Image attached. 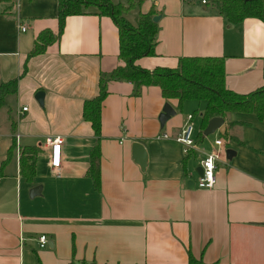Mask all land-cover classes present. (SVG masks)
<instances>
[{"label": "crops", "instance_id": "0c3cea01", "mask_svg": "<svg viewBox=\"0 0 264 264\" xmlns=\"http://www.w3.org/2000/svg\"><path fill=\"white\" fill-rule=\"evenodd\" d=\"M137 3L139 12L161 16L155 54L137 65L177 68L182 57H223L228 89L264 86L263 20L231 24L212 0ZM58 15L59 0L0 1V90L18 79L0 107V264H197L190 255L205 264H264V121L255 113L229 114L232 138L220 132L235 154H223L215 185L200 188L201 160L222 150L219 138L204 143L206 102L201 109L189 100L179 106L158 85L137 93L135 83L113 79L122 64L119 29L96 10L68 16L60 39L29 56L42 31L57 33ZM102 79L108 95L97 187L88 174L96 135L83 108ZM166 103L176 114L163 125ZM190 114L196 148L185 154L176 140L157 139L179 134ZM57 136L64 139L58 172L50 145ZM135 141L148 153L144 170L133 156ZM27 148L38 150L32 180L21 173ZM35 187L41 189L33 193Z\"/></svg>", "mask_w": 264, "mask_h": 264}, {"label": "trees", "instance_id": "16d2710c", "mask_svg": "<svg viewBox=\"0 0 264 264\" xmlns=\"http://www.w3.org/2000/svg\"><path fill=\"white\" fill-rule=\"evenodd\" d=\"M14 2L15 0H0ZM220 13L229 23H240L246 18L254 17L264 21V0H213ZM134 1L128 0V5L114 3L113 0H59L58 31H42L36 38L29 56H35L47 51L48 47L60 39L66 19L71 15L86 13L90 6H98L100 14L113 18L119 29V58L122 64L111 73L113 79L128 80L136 84L137 93L143 86L158 85L165 98H177L179 106L187 100L206 102L202 129L205 130L211 118L221 116L227 121L223 135L230 139V129L235 124L229 120V114L235 112L255 113L264 121V86L249 93H237L227 88L223 57H182L177 68L156 67L153 70L136 64L139 58L155 54V44L158 34V23L154 21L156 13L151 9L147 13L140 12L136 24L125 19L123 12L135 7ZM131 4V5H130ZM137 5V3H136ZM18 79L3 83L0 90V107L5 104V97L15 93ZM108 95L107 82L102 79L99 94L86 100L83 108L85 120L92 123L96 135V143L90 154L88 174L97 187L100 185V139L102 136V108ZM202 138V132L199 135ZM38 150L27 148L21 155V173L32 180L35 175V156ZM191 262L205 264L190 255ZM68 264H75L70 262ZM78 264H88L81 262ZM94 264V263H91Z\"/></svg>", "mask_w": 264, "mask_h": 264}, {"label": "built area", "instance_id": "2783aa9c", "mask_svg": "<svg viewBox=\"0 0 264 264\" xmlns=\"http://www.w3.org/2000/svg\"><path fill=\"white\" fill-rule=\"evenodd\" d=\"M156 1V0H152ZM203 3H207V0H202ZM25 31L26 27H22ZM28 107H24L23 110L26 111ZM193 116H189L186 123L182 127L179 134L172 137L168 133H164L157 136V139H174L183 145V152L188 154L191 149L196 148V140L194 138L195 126L192 121ZM52 150V167L58 172L61 167V152L64 139L60 136L55 137L51 141ZM216 145L222 147V150H216L212 153L206 154V156L201 160V166L203 167V174L199 178L198 186L200 188H212L216 182V171L217 162L221 159L223 154H226L225 141L222 139L216 140ZM40 245L42 247L48 244L47 236L43 235L39 238Z\"/></svg>", "mask_w": 264, "mask_h": 264}, {"label": "water", "instance_id": "95a60500", "mask_svg": "<svg viewBox=\"0 0 264 264\" xmlns=\"http://www.w3.org/2000/svg\"><path fill=\"white\" fill-rule=\"evenodd\" d=\"M160 18H161L160 15H156L154 17V21L158 22ZM35 97L41 105L44 104V97H45L44 91H38ZM175 114H176V110L173 108V106L170 103H166L164 110L160 115L161 123L164 125L165 122ZM226 128L227 125L225 122V118L221 116L213 117L210 119L207 128L204 130V135H208L209 133L215 130H220L222 133H224ZM226 153H227V157L229 159H232V154H235V151L233 149H227ZM133 156L136 162L139 163L142 169L144 170L148 162V153L145 146L142 143L138 141H135L133 143ZM197 172L200 176L203 174V167L201 165L198 166ZM40 189H41L40 187H35L33 193L39 191Z\"/></svg>", "mask_w": 264, "mask_h": 264}, {"label": "rangeland", "instance_id": "374dc122", "mask_svg": "<svg viewBox=\"0 0 264 264\" xmlns=\"http://www.w3.org/2000/svg\"><path fill=\"white\" fill-rule=\"evenodd\" d=\"M131 1H134V2L137 3L138 0H131ZM113 2H115V3H120L121 2V3L125 4V5H128V0H113ZM136 3H135L134 9H132L129 12L128 11H126V12L124 11L123 12V16L125 17V19L129 20L133 24H136L138 15L140 13L139 11H140V8H141V4L137 3V5H136ZM87 10H96L99 13L100 12H104V11L100 10V8L98 6H90V7L87 8ZM190 101H193V102H190ZM186 103H197V104L200 103L199 104V106H200L199 108L201 109V107H203V105H204L205 102L204 101L196 102L194 100H189ZM197 108H198V106H197ZM192 110H194V109H192ZM191 115L192 114H190L189 116H191ZM199 116H200V111H198V117ZM198 117H196L197 118L196 121H195L196 123H197V120H199ZM221 135H222V133L220 132V130H215V131L209 133L206 136V138H205V141H204L205 145L206 146L211 145L214 142V140L217 139V138L222 139V136Z\"/></svg>", "mask_w": 264, "mask_h": 264}]
</instances>
